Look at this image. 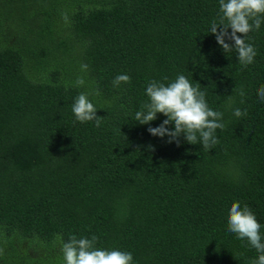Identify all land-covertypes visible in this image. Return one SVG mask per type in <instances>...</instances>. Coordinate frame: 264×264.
Here are the masks:
<instances>
[{
  "label": "trees",
  "instance_id": "obj_1",
  "mask_svg": "<svg viewBox=\"0 0 264 264\" xmlns=\"http://www.w3.org/2000/svg\"><path fill=\"white\" fill-rule=\"evenodd\" d=\"M218 13V0H0V264H62L58 236H96L135 264H251L225 227L234 201L264 225V23L242 67L209 32ZM118 74L130 82L114 87ZM179 74L224 113L210 150L151 136L162 114L130 118L150 80ZM81 92L99 128L75 121Z\"/></svg>",
  "mask_w": 264,
  "mask_h": 264
},
{
  "label": "clouds",
  "instance_id": "obj_2",
  "mask_svg": "<svg viewBox=\"0 0 264 264\" xmlns=\"http://www.w3.org/2000/svg\"><path fill=\"white\" fill-rule=\"evenodd\" d=\"M218 4V18L211 21L209 32L215 36L225 54L235 51L236 60L242 67H247L256 56V49L248 42V34L260 30L264 23V0H218ZM82 70H86V66H82ZM129 82L127 74H118L113 86L118 88ZM75 85L83 87L85 80L78 78ZM144 94L146 102L134 114H130V118L139 125H151L158 114H162L165 119L159 126L148 127L151 136L160 139L167 137L169 143H178L182 138L191 145L199 143L205 150L218 143L217 130L222 131L225 127L224 113L210 108L205 92L186 75L179 74L167 83L150 80ZM256 94L258 100L264 103V85L257 88ZM239 95L242 104L244 92L241 91ZM234 105L235 101L230 100L229 108L234 117L240 118L246 114V110ZM71 112L76 122H94L97 128L101 126L103 118L97 115L94 103L84 92L74 99ZM262 229L264 225L258 222L247 205L234 201L228 206L225 231L234 234L238 240L246 241L255 250L257 255L251 264H264ZM57 239L61 241L62 264H135L129 251L96 247V236L90 239L71 236L66 242L62 237L58 236Z\"/></svg>",
  "mask_w": 264,
  "mask_h": 264
},
{
  "label": "rangeland",
  "instance_id": "obj_3",
  "mask_svg": "<svg viewBox=\"0 0 264 264\" xmlns=\"http://www.w3.org/2000/svg\"><path fill=\"white\" fill-rule=\"evenodd\" d=\"M31 255L34 256V258H36V259L44 258L45 257V255L43 253H41V252L38 255H34V253L31 252Z\"/></svg>",
  "mask_w": 264,
  "mask_h": 264
}]
</instances>
